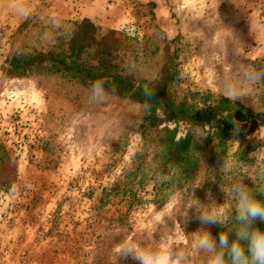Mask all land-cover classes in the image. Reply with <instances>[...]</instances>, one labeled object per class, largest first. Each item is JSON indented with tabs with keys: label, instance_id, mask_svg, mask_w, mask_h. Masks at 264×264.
I'll return each mask as SVG.
<instances>
[{
	"label": "rangeland",
	"instance_id": "obj_1",
	"mask_svg": "<svg viewBox=\"0 0 264 264\" xmlns=\"http://www.w3.org/2000/svg\"><path fill=\"white\" fill-rule=\"evenodd\" d=\"M69 1L25 0L33 17L48 10L61 18L49 41L41 35L47 21L18 16L9 0H0V65L18 47L46 52L67 39L76 22ZM93 1L102 3L94 23L120 33L119 67L137 80L157 78L166 41L176 36L184 90L225 96L228 83H243V67L264 70V0ZM247 92L237 101L264 113V80ZM89 96V89L59 77L9 79L0 69V264H117L113 243L121 236L138 239L158 228V239L175 225L190 246L200 227L192 213L197 199L223 204L234 181L264 184V161L249 154L239 160L237 143L212 164L215 143L200 129L183 167L171 168L166 138L149 128L142 105L110 94L95 104ZM257 139L263 142L264 132ZM222 159L230 162L226 171ZM182 171L189 174L185 196L175 186ZM256 226L264 230V222ZM206 227L213 235L214 225ZM191 264H206L205 255L191 257Z\"/></svg>",
	"mask_w": 264,
	"mask_h": 264
},
{
	"label": "trees",
	"instance_id": "obj_2",
	"mask_svg": "<svg viewBox=\"0 0 264 264\" xmlns=\"http://www.w3.org/2000/svg\"><path fill=\"white\" fill-rule=\"evenodd\" d=\"M178 40L176 36L166 41L163 64L156 79L137 80L119 67L120 53L123 50L120 33L104 30L84 18L73 23L69 37L59 39L53 50L42 52L19 47L22 54L18 55L16 49L5 64L0 65V69L9 79L52 76L75 82L86 89H90L91 82L107 77L108 94L142 106L143 88L147 85L154 91V96L150 110H145V118L149 128L165 136V159L171 168L179 170L185 164L196 129H200L215 143L212 164L225 156V150L231 143H237L238 159H245L258 146L257 142L264 143L257 139L264 128V113L253 112L239 101H232L210 91L180 88ZM112 87H115V93L110 91ZM233 120L241 127V132L236 137L238 140L232 139ZM188 178L189 174L183 171L176 174L175 186L181 194V190L184 193L190 191L187 187ZM109 196L102 195V205L107 204ZM177 221L184 227L179 214ZM229 228L232 227L226 224L224 230ZM221 230L218 225H214L213 236H217Z\"/></svg>",
	"mask_w": 264,
	"mask_h": 264
},
{
	"label": "clouds",
	"instance_id": "obj_3",
	"mask_svg": "<svg viewBox=\"0 0 264 264\" xmlns=\"http://www.w3.org/2000/svg\"><path fill=\"white\" fill-rule=\"evenodd\" d=\"M7 6L18 16L33 18L35 23L47 21L41 34L45 40L52 39L50 30L59 31L62 28L61 18L56 13L44 10L33 17L32 9L26 6L25 0H9ZM16 51L18 55L22 54V49L19 47ZM242 73L243 83L230 82L225 86L224 94L232 101H243L244 98L249 97L248 86L264 80V70H255L249 66L243 67ZM108 84L107 77L91 82L89 89L91 103L106 102L109 93ZM110 91L115 93V87ZM153 96L154 91L145 85L142 104L146 111L151 108ZM232 124L234 125L232 139L238 140L236 137L240 134L241 127L235 120ZM261 131L264 132V129ZM257 143L258 146L249 153V157L261 162L264 161V144ZM229 167V160L222 159L220 169L226 171ZM220 190L224 193L221 184ZM224 197L223 204L215 202V205L205 204L197 199L199 202L192 207V213L198 218L200 227L190 234L192 236L190 246L188 241L176 231V225L168 231L160 230L158 239L155 236L158 228L156 232L138 239L121 236L118 243H113L117 264L121 258L125 260L131 258L135 264H191V257L199 256L201 253L206 257V264H264V230L256 226L257 221L264 222V184L253 188L243 181H234L230 184L227 193H224ZM176 198V195L171 196L170 203L161 211L170 208L171 201ZM165 217L170 218L168 215ZM230 221L234 226L225 231L224 227ZM212 225H218L222 229L217 236H213L206 227Z\"/></svg>",
	"mask_w": 264,
	"mask_h": 264
},
{
	"label": "crops",
	"instance_id": "obj_4",
	"mask_svg": "<svg viewBox=\"0 0 264 264\" xmlns=\"http://www.w3.org/2000/svg\"><path fill=\"white\" fill-rule=\"evenodd\" d=\"M66 5L69 6V12H72L70 17L72 16L73 21H80L87 18L92 22H98L95 17V10L99 7L102 9V3H94L93 0H70Z\"/></svg>",
	"mask_w": 264,
	"mask_h": 264
}]
</instances>
